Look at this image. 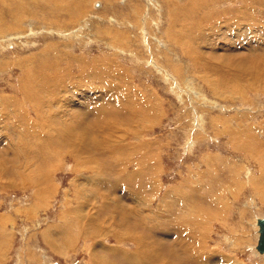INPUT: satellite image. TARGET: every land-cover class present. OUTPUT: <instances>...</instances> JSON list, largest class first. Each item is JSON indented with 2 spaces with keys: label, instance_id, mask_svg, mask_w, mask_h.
<instances>
[{
  "label": "rangeland",
  "instance_id": "obj_1",
  "mask_svg": "<svg viewBox=\"0 0 264 264\" xmlns=\"http://www.w3.org/2000/svg\"><path fill=\"white\" fill-rule=\"evenodd\" d=\"M0 28V264H194L177 235L264 264V0H0Z\"/></svg>",
  "mask_w": 264,
  "mask_h": 264
},
{
  "label": "bare ground",
  "instance_id": "obj_2",
  "mask_svg": "<svg viewBox=\"0 0 264 264\" xmlns=\"http://www.w3.org/2000/svg\"><path fill=\"white\" fill-rule=\"evenodd\" d=\"M1 29V28H0ZM5 30V29H4ZM1 32V31H0ZM11 41V40H10ZM2 42H4V40H2V41H0V43H2ZM5 42H9L8 40H6ZM12 42V41H11ZM58 130V129H57ZM61 132L62 133H64L65 135H67V136H62V135H59L61 138H63V141H65L66 140V142H67V139L68 138H66V137H70L71 136V134H68L69 132H67V129H61ZM70 132H71V130H70ZM71 142H72V140H70ZM195 142V141H194ZM191 145V144H190ZM102 146L101 145H97L96 146V150L97 149H99V148H101ZM191 147H192V145H191ZM127 172V171H126ZM190 205V204H189ZM102 206V205H101ZM104 206V205H103ZM102 206V207H103ZM97 207V206H96ZM105 207V206H104ZM120 207V206H119ZM101 208V207H100ZM84 209H86V208H84ZM105 209V208H104ZM103 209V210H104ZM122 209V208H121ZM83 210V209H82ZM120 210V209H119ZM130 210V209H129ZM139 210V209H138ZM98 211V210H97ZM156 211V210H155ZM138 212V211H137ZM146 212V211H145ZM100 213H101V211H100ZM98 214V213H97ZM149 214V213H148ZM137 216V215H136ZM166 216V215H165ZM146 217V216H145ZM126 218V217H125ZM85 219V218H84ZM128 219V221H129V218H127ZM130 222V221H129ZM120 224V223H119ZM119 224H118V226H119ZM122 224V223H121ZM124 226V225H123ZM161 226L162 225H160V229H161ZM258 226H259V224H258ZM178 227H179V225H178ZM120 228V227H119ZM180 229V228H179ZM161 231H162V229H161ZM126 232V231H125ZM164 232V231H163ZM166 232V237H168V234L170 235V233H168L167 231H165ZM136 234V233H135ZM179 234V233H178ZM182 234V233H181ZM259 234H260V227H259ZM1 235H2V233H1ZM61 235V234H60ZM163 235H165V234H163ZM172 235V234H171ZM176 235V234H175ZM191 235V234H190ZM5 236V235H4ZM4 236H2V239L4 238ZM48 236V235H47ZM62 236H63V234H62ZM134 239H135V236L133 237ZM143 239V238H142ZM141 238L139 239V238H136L135 240H137V244H138V246L140 247V248H146L145 246H147V245H145V243L147 242L146 241V239H145V242L142 240ZM167 239V238H166ZM1 240V239H0ZM169 241H171V240H169ZM190 241H193L194 243H195V241L193 240V238L192 237H188V240H186L185 241V239L184 238H179V235H177V237L176 236H174V238L172 239V242L174 243V246L175 247H178V245L179 246H181L180 247V250H179V252L177 251V253L179 254V253H182L181 255H178L177 253H176V251L175 250H172V255L176 258V257H181L182 258V256L183 257H185L186 258V260H188L189 262H193L194 264H209V262H212L213 264H238V263H236V262H230V260L228 261L226 258H224L223 256H217L216 258H212L211 257V254L213 255V253H211L210 255H209V257L207 258V259H204V258H206V255H205V257L203 258V256H202V259L200 260V263L199 262H197V260H196V258H197V254H194L193 253V251L194 252H197L198 254H199V252H201V251H199V249L197 248V250L199 251H197L195 248H194V245H192L191 243H190ZM1 242H5V240H1ZM3 243H1L2 245H4ZM7 243H9V242H7ZM166 243V242H165ZM151 244V243H150ZM198 244V243H197ZM65 245V244H64ZM160 245V244H159ZM148 246H151V245H148ZM147 246V247H148ZM186 246V247H185ZM8 247V246H7ZM53 247V246H52ZM158 247V246H157ZM159 248V247H158ZM187 248V249H186ZM203 248V247H202ZM153 249H154V247H153ZM157 249V248H156ZM155 249V250H156ZM163 249V248H162ZM165 249V248H164ZM188 249H191L192 251L191 252H188ZM2 250V249H1ZM0 250V251H1ZM3 250H4V248H3ZM166 250V249H165ZM150 251V250H149ZM160 251V250H159ZM207 251V250H206ZM258 251V250H257ZM204 252H202V254H203ZM258 254H259V252H257ZM2 254V253H1ZM122 254V253H121ZM191 254V255H190ZM261 254V253H260ZM3 255V254H2ZM1 255V256H2ZM131 255V254H130ZM164 255V254H163ZM171 255V256H172ZM216 255V254H215ZM261 255H264V254H261ZM131 256H133V255H131ZM130 256V257H131ZM208 256V255H207ZM130 257H128V255L126 256V260H128V262L130 263V264H139V263H142V261H140V260H133L132 258H130ZM159 257H160V255H159ZM164 257V256H163ZM170 257V256H169ZM1 258H3V257H0V260H1ZM166 258V257H165ZM172 258V257H171ZM210 258V259H209ZM149 259V258H148ZM159 259V258H158ZM160 259H161V257H160ZM163 259V258H162ZM169 259V258H168ZM177 259V258H176ZM183 260V259H182ZM211 260V261H210ZM171 261H173V260H171ZM187 261V262H188ZM144 262V261H143ZM147 262V261H146ZM157 261H155V262H153V263H156ZM175 262V261H174ZM185 262V261H184ZM214 262H217V263H214ZM178 263L180 264V260L178 261ZM181 263H182V261H181ZM149 264H150V262H149ZM159 264V263H158ZM174 264H176V263H174ZM183 264V263H182ZM185 264V263H184Z\"/></svg>",
  "mask_w": 264,
  "mask_h": 264
},
{
  "label": "water",
  "instance_id": "obj_3",
  "mask_svg": "<svg viewBox=\"0 0 264 264\" xmlns=\"http://www.w3.org/2000/svg\"><path fill=\"white\" fill-rule=\"evenodd\" d=\"M260 227V237L257 245L259 253L264 254V219L258 221Z\"/></svg>",
  "mask_w": 264,
  "mask_h": 264
}]
</instances>
